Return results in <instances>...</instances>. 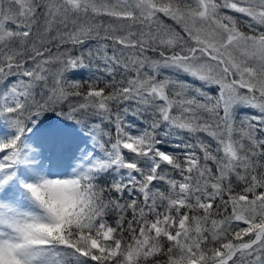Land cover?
Here are the masks:
<instances>
[{
  "label": "snow or ice",
  "instance_id": "6c2138e0",
  "mask_svg": "<svg viewBox=\"0 0 264 264\" xmlns=\"http://www.w3.org/2000/svg\"><path fill=\"white\" fill-rule=\"evenodd\" d=\"M0 264H264V0H0Z\"/></svg>",
  "mask_w": 264,
  "mask_h": 264
},
{
  "label": "trees",
  "instance_id": "16d2710c",
  "mask_svg": "<svg viewBox=\"0 0 264 264\" xmlns=\"http://www.w3.org/2000/svg\"><path fill=\"white\" fill-rule=\"evenodd\" d=\"M82 74H83V75H82ZM82 74H81V75H78L77 78H81V77H82V78H84V79H87V78L89 77V76H87V77H83L84 74H88V71H87V70H86L85 72H83ZM100 86L103 87L102 84H101Z\"/></svg>",
  "mask_w": 264,
  "mask_h": 264
},
{
  "label": "rangeland",
  "instance_id": "374dc122",
  "mask_svg": "<svg viewBox=\"0 0 264 264\" xmlns=\"http://www.w3.org/2000/svg\"><path fill=\"white\" fill-rule=\"evenodd\" d=\"M79 75H81V74H79ZM83 75V74H82ZM87 76H89V73L88 74H84V76L83 77H87Z\"/></svg>",
  "mask_w": 264,
  "mask_h": 264
}]
</instances>
